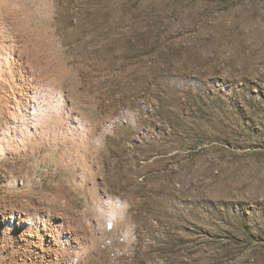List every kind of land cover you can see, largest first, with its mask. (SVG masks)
Here are the masks:
<instances>
[{
	"label": "rangeland",
	"instance_id": "374dc122",
	"mask_svg": "<svg viewBox=\"0 0 264 264\" xmlns=\"http://www.w3.org/2000/svg\"><path fill=\"white\" fill-rule=\"evenodd\" d=\"M0 264H264V0H0Z\"/></svg>",
	"mask_w": 264,
	"mask_h": 264
},
{
	"label": "bare ground",
	"instance_id": "6f19581e",
	"mask_svg": "<svg viewBox=\"0 0 264 264\" xmlns=\"http://www.w3.org/2000/svg\"><path fill=\"white\" fill-rule=\"evenodd\" d=\"M10 57V56H9ZM13 57V56H12ZM5 60V59H4ZM12 61V60H11ZM28 62V61H27ZM30 72H27V74H29ZM27 77H28V75H27ZM24 78V77H23ZM28 79V78H27ZM23 81V80H22ZM15 85V89L14 90H16L17 89V87H19L18 86V84H16V83H14ZM13 86V85H12ZM18 90V89H17ZM15 97V96H14ZM61 191H63V192H61ZM66 190H64V189H61L60 190V194H58V196L57 197H59V195H62L64 192H65ZM45 209V208H44ZM57 216H54V218H56ZM59 218H61V217H59ZM51 219H47V220H45V219H43V225H44V230L45 231H50V236L54 239V242H57V236H59V234H60V231H59V229H63L64 228V226L63 225H61V224H59L58 222H57V224L59 225L58 226V228H53V225L51 224ZM66 230H68V231H70L71 232V230L69 229V228H66ZM46 239H43L42 240V242L43 243H46ZM47 246H48V248H52V243H50V240H48L47 241Z\"/></svg>",
	"mask_w": 264,
	"mask_h": 264
}]
</instances>
